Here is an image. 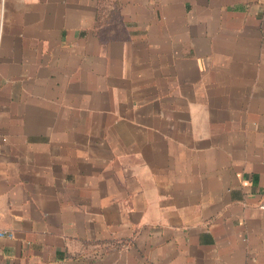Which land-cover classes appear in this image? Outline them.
<instances>
[{
	"label": "crops",
	"instance_id": "obj_1",
	"mask_svg": "<svg viewBox=\"0 0 264 264\" xmlns=\"http://www.w3.org/2000/svg\"><path fill=\"white\" fill-rule=\"evenodd\" d=\"M0 264H264V0H0Z\"/></svg>",
	"mask_w": 264,
	"mask_h": 264
}]
</instances>
